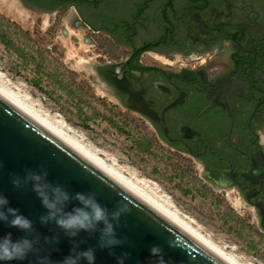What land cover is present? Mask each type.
<instances>
[{"label": "flooded vegetation", "instance_id": "af4514ba", "mask_svg": "<svg viewBox=\"0 0 264 264\" xmlns=\"http://www.w3.org/2000/svg\"><path fill=\"white\" fill-rule=\"evenodd\" d=\"M69 7L87 77L188 158L199 186L229 201L242 231L264 239V0Z\"/></svg>", "mask_w": 264, "mask_h": 264}, {"label": "rangeland", "instance_id": "374dc122", "mask_svg": "<svg viewBox=\"0 0 264 264\" xmlns=\"http://www.w3.org/2000/svg\"><path fill=\"white\" fill-rule=\"evenodd\" d=\"M72 11L33 13L22 0H0L1 87L60 121L67 135L148 194L169 200L238 262L264 264V239L242 231L229 201L211 188H201L188 158L160 142L137 114L111 104L87 77L86 46L70 25Z\"/></svg>", "mask_w": 264, "mask_h": 264}, {"label": "water", "instance_id": "95a60500", "mask_svg": "<svg viewBox=\"0 0 264 264\" xmlns=\"http://www.w3.org/2000/svg\"><path fill=\"white\" fill-rule=\"evenodd\" d=\"M22 2L33 7V13L47 12L29 0ZM67 9L70 7L58 10ZM26 169L47 171L49 180L60 183L69 192L94 193L109 211L123 209L116 227L123 243L112 250L97 249L96 264H114V255L121 252L127 253L126 264H158L160 257L164 264H225L0 96V192L7 195L10 206L18 208L33 221L35 234L39 237L34 251L23 262L8 264H35L38 256H49L57 261L70 248L67 238L53 224L40 223L39 217L45 210L30 186L20 190L12 188V177L22 175ZM8 231L14 238L22 235L0 225V235ZM54 234L59 237V242L45 244L44 238ZM79 238L84 240L82 248L96 245L94 235L81 233ZM153 245L158 246L160 252L149 255L148 249Z\"/></svg>", "mask_w": 264, "mask_h": 264}, {"label": "clouds", "instance_id": "9594fccd", "mask_svg": "<svg viewBox=\"0 0 264 264\" xmlns=\"http://www.w3.org/2000/svg\"><path fill=\"white\" fill-rule=\"evenodd\" d=\"M13 189L30 186L39 200L45 214L39 217L40 223H51L70 243L69 251L61 259L53 261L49 256L36 257L35 264H96V250H112L119 248L123 241L117 235L116 227L123 209L109 211L102 206L92 192H69L58 182L49 180L45 170L26 169L22 175H14L11 179ZM0 225L15 229L22 235L14 238L8 231L0 235V264L23 262L32 253L39 242L35 234L33 221L9 204L7 195L0 192ZM94 235L95 247H81L84 240L80 234ZM59 242L57 235L44 238L45 244ZM149 255L160 252L158 246L149 249ZM127 253L114 255V264H126ZM158 264H164L160 257Z\"/></svg>", "mask_w": 264, "mask_h": 264}, {"label": "bare ground", "instance_id": "6f19581e", "mask_svg": "<svg viewBox=\"0 0 264 264\" xmlns=\"http://www.w3.org/2000/svg\"><path fill=\"white\" fill-rule=\"evenodd\" d=\"M0 96L16 107L24 115L29 117L53 137L62 142L65 146L79 154L82 158L92 164L94 167L102 171L113 181L120 184L142 202L150 206L165 219L187 234L190 238L198 242L209 252L223 261L225 264H242L238 262L237 258L231 253H226L223 249H220L208 236L203 235L199 228L194 226L192 220L186 216L180 214L169 202L162 196L150 195L138 186L134 181L126 178L122 175L116 167L112 164L105 163L100 157L97 156L96 151H92L89 147L82 145L79 140L75 139L71 135H67L62 127L60 121L51 120L45 115L40 114L37 110H34L32 106L27 103L23 98L18 96L16 93L8 90L7 88L1 87L0 85ZM62 125V126H61Z\"/></svg>", "mask_w": 264, "mask_h": 264}, {"label": "trees", "instance_id": "16d2710c", "mask_svg": "<svg viewBox=\"0 0 264 264\" xmlns=\"http://www.w3.org/2000/svg\"><path fill=\"white\" fill-rule=\"evenodd\" d=\"M36 1L49 8H55L57 6H63L62 8H66L68 5H70V2H75V3L83 2V0H36Z\"/></svg>", "mask_w": 264, "mask_h": 264}]
</instances>
